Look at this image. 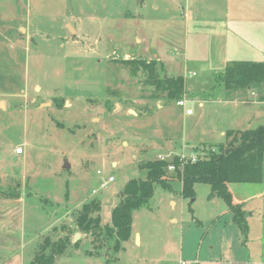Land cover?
Returning <instances> with one entry per match:
<instances>
[{
  "label": "rangeland",
  "instance_id": "rangeland-1",
  "mask_svg": "<svg viewBox=\"0 0 264 264\" xmlns=\"http://www.w3.org/2000/svg\"><path fill=\"white\" fill-rule=\"evenodd\" d=\"M131 59L180 76L195 114ZM236 60L264 62V0H0V264H28L67 232L54 264H264V160L261 183L229 185L246 232L208 184L183 198L179 181L153 184L119 251L74 226L93 198L110 223L142 162L264 126V84L217 82Z\"/></svg>",
  "mask_w": 264,
  "mask_h": 264
},
{
  "label": "trees",
  "instance_id": "trees-1",
  "mask_svg": "<svg viewBox=\"0 0 264 264\" xmlns=\"http://www.w3.org/2000/svg\"><path fill=\"white\" fill-rule=\"evenodd\" d=\"M134 68L146 72V81L155 90L166 92L169 97L181 98L183 79L159 76L155 63L144 60H125ZM218 83L225 89H243L264 84V62L236 60L227 65L218 75ZM201 152V151H200ZM203 154L198 153L194 161L173 155L171 160H147L141 163L146 169V178L128 180L121 192L119 202L110 212V223L101 224L98 198L83 203L75 215L77 231L87 234L94 247L112 246L115 251L123 247L132 234V213L143 206L153 195V184L167 188L170 181L181 183L180 195L194 197V185H209V197L221 199L232 213L233 222L243 232L248 230L242 210L243 203L235 202L229 189L231 183H261L264 160V126L253 129H228L224 142L215 146H204ZM172 165L173 169L168 167ZM67 232L54 241L40 245L28 264H54L56 257L65 252L70 243ZM78 243H75L77 245ZM92 255L93 251H87Z\"/></svg>",
  "mask_w": 264,
  "mask_h": 264
},
{
  "label": "built area",
  "instance_id": "built-area-1",
  "mask_svg": "<svg viewBox=\"0 0 264 264\" xmlns=\"http://www.w3.org/2000/svg\"><path fill=\"white\" fill-rule=\"evenodd\" d=\"M187 102H188V100H187L186 98H182V99L177 100L176 104H177L178 106H181V107L184 108V112H185L186 115H191V114H193V108H192V107H186V103H187ZM197 151H198V152H197ZM200 151H201V152H200ZM202 151H204V146H197V150H196V151H193V152H192L191 154H189V155H186V154H175V155H179L181 158H191V160L194 161V160L196 159L198 153L203 154ZM16 152H17V153H21V152H22V149H21V148H17V149H16ZM196 153H197V154H196ZM159 159H160V160H166L162 155L159 156ZM168 169H169V170H172V169H173V166L170 165V166L168 167ZM113 180H114V178H113L112 176H109V177H108V181H113ZM93 192H95V191H93ZM180 264H185V263H184V262H181Z\"/></svg>",
  "mask_w": 264,
  "mask_h": 264
},
{
  "label": "crops",
  "instance_id": "crops-1",
  "mask_svg": "<svg viewBox=\"0 0 264 264\" xmlns=\"http://www.w3.org/2000/svg\"><path fill=\"white\" fill-rule=\"evenodd\" d=\"M199 106L200 107H202L203 106V103L201 102V103H199ZM188 107H190V106H188ZM195 114V112H194V110H193V114H191V115H186L185 114V112H184V117H192L193 115ZM224 135H225V133H224ZM188 143V142H187ZM197 146H215V144H212V143H204V142H202V141H200V142H198V143H194L193 145H192V147H193V149L195 148V147H197ZM183 154H185V153H183ZM230 185V184H229ZM229 189H230V187H229ZM262 192L261 191H258V193H256L255 195H260ZM209 194H210V188H209V193H208V196H209ZM210 199H216L217 197H209ZM217 199H219V198H217ZM234 199V198H233ZM235 202H238V201H235ZM135 234V239H139V241H140V236H139V234L138 233H134ZM193 264H199V263H193ZM204 264H215V263H204Z\"/></svg>",
  "mask_w": 264,
  "mask_h": 264
},
{
  "label": "water",
  "instance_id": "water-1",
  "mask_svg": "<svg viewBox=\"0 0 264 264\" xmlns=\"http://www.w3.org/2000/svg\"><path fill=\"white\" fill-rule=\"evenodd\" d=\"M66 167V166H65ZM79 237V233H75L74 234V240L77 239Z\"/></svg>",
  "mask_w": 264,
  "mask_h": 264
}]
</instances>
